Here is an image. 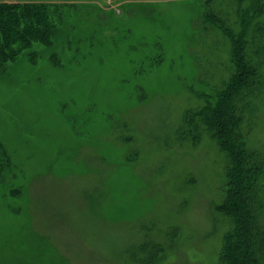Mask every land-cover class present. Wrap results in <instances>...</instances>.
<instances>
[{
  "label": "rangeland",
  "instance_id": "374dc122",
  "mask_svg": "<svg viewBox=\"0 0 264 264\" xmlns=\"http://www.w3.org/2000/svg\"><path fill=\"white\" fill-rule=\"evenodd\" d=\"M47 1L84 2L91 12L73 33L89 42L76 58L82 78L59 72L22 88L30 93H0L14 116L2 127L14 172L0 180V264H219L226 155L202 127L198 138L177 133L185 111L214 106L235 72L222 31L194 27L207 0ZM210 1L236 30L246 2ZM260 72L242 130L264 157V61ZM55 91L79 109L62 114ZM22 108L36 121H13Z\"/></svg>",
  "mask_w": 264,
  "mask_h": 264
},
{
  "label": "trees",
  "instance_id": "16d2710c",
  "mask_svg": "<svg viewBox=\"0 0 264 264\" xmlns=\"http://www.w3.org/2000/svg\"><path fill=\"white\" fill-rule=\"evenodd\" d=\"M243 1L246 2L241 7L244 13L240 14L239 7L236 30L227 25L225 15L224 19L219 17L211 6L212 1H205L203 24L194 27L205 31V23H209L222 31L230 43L235 72L216 91L219 98L214 106L205 104L185 111L177 128L181 137L192 134L193 138H198L199 127H202L226 155L227 183L219 210L229 217L230 228L223 237L219 264H264V157L247 146V132L242 130L246 119L241 104L256 92L254 86L262 81L264 0H240L239 6ZM85 11L91 12V9L80 1L0 0V93L8 85L30 93L32 91L22 88L45 84L59 72L68 79L82 78L83 70L78 71L83 62L76 58L86 57L82 47L89 42V37L73 31ZM253 26L256 34H249ZM23 66L28 69H21ZM90 82L94 92L104 93L103 88ZM52 99L62 114H67L68 108L79 109L70 95L60 91H55ZM43 100L48 111L44 96ZM94 105L95 101L86 103L89 109L97 108ZM98 111L112 114L114 109L109 105ZM44 115L39 125L44 131L53 133L55 129L44 121ZM38 116L22 108L13 121L23 126L27 119L35 122ZM13 117L0 104V180L2 175L14 172L2 143V127Z\"/></svg>",
  "mask_w": 264,
  "mask_h": 264
}]
</instances>
